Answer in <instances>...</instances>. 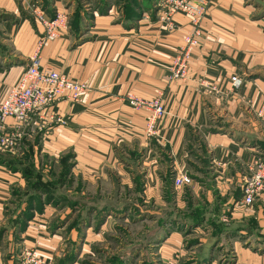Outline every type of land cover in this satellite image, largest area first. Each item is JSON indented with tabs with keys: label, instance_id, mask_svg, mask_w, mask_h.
Masks as SVG:
<instances>
[{
	"label": "crops",
	"instance_id": "obj_1",
	"mask_svg": "<svg viewBox=\"0 0 264 264\" xmlns=\"http://www.w3.org/2000/svg\"><path fill=\"white\" fill-rule=\"evenodd\" d=\"M84 2L81 15L91 19L89 27H73L72 20L41 46L44 31L38 34L25 24L12 28L0 47V103L37 51L43 67L89 85L80 101L61 100L31 116L24 130L35 142V165L47 178L62 179L61 159L69 154L74 166L67 182L74 184L71 192L82 209H109L114 196L127 206L131 193L139 191L140 208L155 217V227L171 218L179 223L176 229L192 228L189 240L202 241L190 245L188 255L198 254L207 264L230 256L233 264H264L254 249L264 240V191L251 204L243 194L252 164L264 159L263 23L253 20L245 0H212L188 79L169 80L179 47L195 30L191 17L174 15V30L157 18L123 24L115 17L120 15L114 0L106 14L96 11L109 3ZM0 29L7 31L5 24ZM234 76L243 79L241 87H233ZM159 92L167 114L149 134L150 112L133 109L128 97L152 99ZM20 150L2 153L1 161L23 169ZM182 173L192 182L176 188L175 177ZM25 182L21 170L0 164V226L9 222L4 211ZM180 232L173 231L163 245L179 258L186 252L173 249L181 243Z\"/></svg>",
	"mask_w": 264,
	"mask_h": 264
},
{
	"label": "rangeland",
	"instance_id": "obj_2",
	"mask_svg": "<svg viewBox=\"0 0 264 264\" xmlns=\"http://www.w3.org/2000/svg\"><path fill=\"white\" fill-rule=\"evenodd\" d=\"M76 1L78 3L75 0L0 1V27L4 24L7 27V31L0 29V47L4 48L2 43L7 42L4 39L12 36V28L20 29L25 24L38 34L44 31L45 38L48 31L47 22L55 20L59 13L65 18L63 28L68 27L72 20L73 27L80 28L82 23H85V27H89L92 24L91 19L87 22L81 15L83 8L88 4L84 1L89 0ZM98 1H103V4L109 3L101 5L100 10L96 11L99 14L102 12L106 14L112 6V0ZM114 1L116 5L119 4L114 7L115 13L120 15L115 17L123 24L128 20L133 22L142 19L153 21L157 18L158 20L164 9L161 5L163 0H142L141 3L139 0ZM88 6L93 9L97 7L95 4ZM211 6L212 0L209 8ZM244 6L253 13V20H260L264 27V0H245ZM85 13L88 15L90 12L85 9ZM97 13L94 15H98ZM34 144L35 142L29 141L26 135L19 147L23 156L20 158L22 160L20 167L23 169L0 161V164L8 169L21 170L26 181L23 187L14 191V195L17 193V196L14 197L13 202L7 204L4 211L10 219L0 226V264H21L22 255L26 250L35 251L47 264L208 263L202 261V258L198 259L201 257L198 254L188 255L187 249L190 245H199L202 242L200 239L189 240L188 234L192 228L188 225L184 227V224H181L180 229H176L179 223L169 218L161 222L160 227H155V223L152 222L155 217L150 213L146 214L140 208L139 191L131 193L132 202L126 204L127 206H125L126 202L118 199L120 196H114L113 200L109 201L112 205L109 209L97 211L95 206L82 209L76 201V196L72 194L74 184L67 182L74 166L73 157L67 154L61 159L64 169L62 179L47 178L44 168L40 165L36 166L33 161L36 156ZM2 153L10 154L0 151V157L5 156ZM170 215L168 213L164 217ZM173 231H181V243L173 248L175 251L186 250L181 258L179 252V256H173L168 248H163ZM203 231L205 232V229ZM37 235L39 238L35 237ZM263 242L264 240L254 244V249L260 257H264ZM234 259L233 256L227 259L222 257L219 264H233Z\"/></svg>",
	"mask_w": 264,
	"mask_h": 264
},
{
	"label": "built area",
	"instance_id": "obj_3",
	"mask_svg": "<svg viewBox=\"0 0 264 264\" xmlns=\"http://www.w3.org/2000/svg\"><path fill=\"white\" fill-rule=\"evenodd\" d=\"M161 18L167 22V27L174 30L176 24L172 21L177 13H184L192 18L195 30L186 35L184 43L171 64L169 80H187L190 75V60L192 51L198 44L201 33L200 23L207 14L210 0H163ZM46 37L40 39V45L49 38H56L65 27V18L59 13L57 18L47 22ZM234 88L243 85V79L232 77ZM89 90L85 81L75 80L59 71L46 68L42 65L40 51L33 56L27 65L19 82L12 86L6 97L0 103V151L15 152L22 145L26 133L24 127L30 122L31 116L41 115L44 110L54 106L61 100L80 101ZM130 106L135 110L150 112L147 132L154 134L158 122L167 114L163 95L158 94L152 99L139 98L133 95L128 97ZM261 113H264V104ZM15 123L10 124L9 119ZM251 176L245 179L243 193L246 204H251L257 193L264 191V160H256L251 167ZM192 182L186 174H178L174 183L176 188H182ZM21 264H47L43 258L33 250H26L22 255Z\"/></svg>",
	"mask_w": 264,
	"mask_h": 264
},
{
	"label": "trees",
	"instance_id": "obj_4",
	"mask_svg": "<svg viewBox=\"0 0 264 264\" xmlns=\"http://www.w3.org/2000/svg\"><path fill=\"white\" fill-rule=\"evenodd\" d=\"M0 158H1V157H0ZM0 161H1V159H0ZM2 162H3V161H2ZM7 162H8V161H7ZM8 163H10V164H11L12 162L10 161V162H8ZM11 165H12V164H11Z\"/></svg>",
	"mask_w": 264,
	"mask_h": 264
}]
</instances>
